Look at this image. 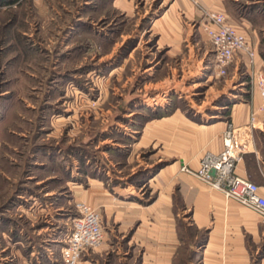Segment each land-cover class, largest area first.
<instances>
[{
    "label": "rangeland",
    "instance_id": "obj_1",
    "mask_svg": "<svg viewBox=\"0 0 264 264\" xmlns=\"http://www.w3.org/2000/svg\"><path fill=\"white\" fill-rule=\"evenodd\" d=\"M181 12L177 0L0 2V264H63L78 201L105 230L81 260L150 264L152 178L170 161L142 141L148 124L177 111L219 120L254 87L244 64L217 76L203 17ZM226 12L254 24L264 59V0H227ZM254 139L264 165V132ZM186 218L173 264H200Z\"/></svg>",
    "mask_w": 264,
    "mask_h": 264
},
{
    "label": "crops",
    "instance_id": "obj_2",
    "mask_svg": "<svg viewBox=\"0 0 264 264\" xmlns=\"http://www.w3.org/2000/svg\"><path fill=\"white\" fill-rule=\"evenodd\" d=\"M198 1L206 8L227 13V0ZM177 5L185 22L202 18L200 9L190 0H177ZM238 26L257 51L260 42L254 24L244 19L242 26ZM258 57L255 68L264 72V59ZM241 64L245 65L242 59L230 67L234 66L237 73ZM250 97V101L246 99L232 104L230 113L216 121L196 122L177 111L148 124L142 141L163 146L161 159L170 161L152 178L159 195L149 209L151 229H154L147 244L149 259L152 260L150 264H173L177 248L182 243L177 224L183 216L187 217L189 226L197 229V235H206L201 244L200 264H264V222L261 214L212 188L196 174L206 153L222 150L221 135L229 122L236 126L251 123L252 113L258 111L263 102L257 86L254 85ZM260 132H264V111H258L257 120L248 133L249 149L238 164L237 173L264 187V165L254 139ZM175 192L179 197L176 201ZM88 199L95 204L92 196L86 194ZM176 202L182 205H176ZM113 207L106 205L107 217L114 214ZM81 261L80 264H86L88 260Z\"/></svg>",
    "mask_w": 264,
    "mask_h": 264
},
{
    "label": "built area",
    "instance_id": "obj_3",
    "mask_svg": "<svg viewBox=\"0 0 264 264\" xmlns=\"http://www.w3.org/2000/svg\"><path fill=\"white\" fill-rule=\"evenodd\" d=\"M190 1L200 9L204 31L215 49L217 76H226L231 64L242 59L263 100L258 111H264V72L255 68L258 53L247 35L230 21L227 13L206 8L198 0ZM258 111L252 113L249 125L228 123L221 135L222 150L206 153L196 174L227 197L258 211L264 222V187L237 173L238 164L249 149L248 133L257 120ZM75 207L78 214L73 218L70 233L61 249L63 264H78L84 254L97 250L105 240L100 213L85 201H78Z\"/></svg>",
    "mask_w": 264,
    "mask_h": 264
},
{
    "label": "trees",
    "instance_id": "obj_4",
    "mask_svg": "<svg viewBox=\"0 0 264 264\" xmlns=\"http://www.w3.org/2000/svg\"><path fill=\"white\" fill-rule=\"evenodd\" d=\"M1 1H3V0H0V2ZM184 222H181L180 224H179V237H180V239L182 240V243L183 242H185L186 241V233H184L181 229L184 227ZM194 229H195V231H194ZM188 230H191V235L193 234V231H194V233H196L197 234V229L194 227V226H189L188 225ZM198 236H200V237H198L197 239V241H196V243L198 242V243H204V241H205V239H206V235L204 234V233H201L200 235H198Z\"/></svg>",
    "mask_w": 264,
    "mask_h": 264
}]
</instances>
